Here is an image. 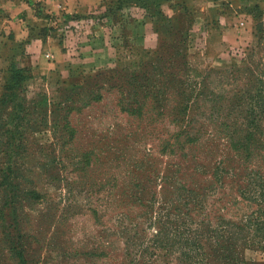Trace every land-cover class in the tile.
Instances as JSON below:
<instances>
[{
  "label": "rangeland",
  "instance_id": "rangeland-1",
  "mask_svg": "<svg viewBox=\"0 0 264 264\" xmlns=\"http://www.w3.org/2000/svg\"><path fill=\"white\" fill-rule=\"evenodd\" d=\"M67 1L0 0V9L31 7L15 15L28 37L7 44L0 99L11 64L32 74L19 89L26 104L8 164L15 171L0 168V185L11 183L0 188V264L15 263L8 250L16 246L27 249L28 264H264L262 181L230 187L223 173L227 135L250 131L232 129V99L254 77L264 91V24L253 40L232 33L224 42L230 8L215 0L207 20H185L182 41L167 39L166 57V37L140 3L59 11ZM176 46L186 49L183 73ZM180 81L188 83L183 96ZM204 85L194 115L207 127L188 135L174 107L192 105ZM159 101L170 106L165 117ZM215 166L223 185L210 186ZM11 232L16 240L6 239Z\"/></svg>",
  "mask_w": 264,
  "mask_h": 264
},
{
  "label": "trees",
  "instance_id": "trees-1",
  "mask_svg": "<svg viewBox=\"0 0 264 264\" xmlns=\"http://www.w3.org/2000/svg\"><path fill=\"white\" fill-rule=\"evenodd\" d=\"M117 8L120 9L122 4L126 3L128 5H138L140 3L141 7L145 9L147 12H150L151 17H155L154 20V28L160 34V36H165L166 40H162V44L160 45L161 52L165 53L167 57L169 55V51L171 49V45L168 40L173 41H182L180 38L181 33L185 30L186 19L194 20L193 14L189 9L186 2H180L179 0H117ZM169 5V8L173 11V15L169 16L165 13V6ZM260 13L258 12V16ZM261 16V15H260ZM262 29V23L258 24V30ZM168 39V40H167ZM178 49V57H181V62L179 67L181 68L182 73L185 70H188V65L184 60L186 49H180L178 46L175 47ZM160 51L158 50L157 53ZM183 52V55H182ZM235 76H233L234 78ZM32 74L31 70L27 67H20L11 64L9 66V76L7 78V82L5 85L4 93L0 99V168L3 167L2 172H8L9 170L14 173L15 164H10L12 161V156L16 154L18 151V146H20V140L18 138V124L21 120L23 113V106L26 104L24 97L21 96L19 89H21L22 84L31 79ZM255 79L248 80V83L245 89L241 90L240 94L233 100V104L230 106L231 115H238L234 128H241L244 132L246 129L250 130L249 132H245L246 135H243V132L235 133L231 132L227 135V144L228 151L224 163L226 164V170L223 171L225 175L229 177L230 183L229 186H233V184H239L238 187L241 188L242 183H245L246 180L253 178L252 182L256 179L261 180L262 183L259 185L257 182L256 185L261 187L263 192L259 194L261 198L264 197V176L259 175L261 170L264 168V135H256L261 128L263 127L264 120V100L263 94L264 91L261 89V85L257 84L259 81L256 77ZM180 96H183L186 89L185 86L188 85L185 81H180ZM208 85H204L195 96V101L192 105L183 102V105L175 106L174 108H179V122L177 123L174 119L173 123L176 125H182L183 122H186L183 133H187L188 135L199 134L204 132L206 121L203 123H195V109L199 110V101L205 97V90H207ZM170 85H166L167 93H171ZM196 85L191 88V92H195ZM164 89L158 92L159 95L164 96L167 93ZM165 101V100H164ZM164 101H159V104L156 105V114L158 117H165L167 115L166 108L170 107L167 104H164ZM9 106L13 107V111L7 113V109ZM246 114L251 117L249 121H246L242 118V116H246ZM192 115V117H191ZM239 119V120H238ZM261 121V124H260ZM232 121L227 124L231 128ZM2 133V134H1ZM256 133V134H255ZM180 134V133H179ZM181 136V135H179ZM194 140H191L193 142ZM195 141H197L195 139ZM170 146L169 141L164 142V152ZM262 150V151H261ZM174 152V151H172ZM9 157V159L7 158ZM223 162L221 161L217 166H220ZM6 166V168H5ZM210 167H207L208 171ZM213 169V168H212ZM211 169V170H212ZM214 180L211 182L213 184H221L224 177L219 174V167L213 171ZM256 175V176H255ZM259 175V178H257ZM9 179V177L7 178ZM249 186V182L247 184ZM11 186V183L1 184L0 188ZM247 186V187H248ZM243 187V186H242ZM264 199V198H263ZM13 201L7 202V209H12ZM260 226V225H259ZM17 238L24 241H29L32 237L31 235H17ZM6 239L16 240V237L11 232ZM55 241V240H54ZM13 244H21L17 241H14ZM264 248V246H263ZM8 252H10V256L12 259H16L14 264H28L27 257V249L23 247H12L9 248Z\"/></svg>",
  "mask_w": 264,
  "mask_h": 264
},
{
  "label": "crops",
  "instance_id": "crops-1",
  "mask_svg": "<svg viewBox=\"0 0 264 264\" xmlns=\"http://www.w3.org/2000/svg\"><path fill=\"white\" fill-rule=\"evenodd\" d=\"M104 1L105 0H68L63 5L59 6V11H65L67 13L81 12L87 7L99 5ZM214 1L215 0L187 1V5L196 20V25L199 24V20L204 21L208 19V6L210 2ZM223 1H225L230 8V12L225 15V19L222 21L223 26L221 30H223V41H228V36L232 33H237L242 43H244V39L248 35H250L253 40V38H255V32L258 30V24H264V0ZM5 8L6 9H0V63L5 56L8 43L14 44L17 40H25L28 37L26 31L22 29V24H20L21 20H18L20 18L15 17V15L18 14L19 16L21 12H25L28 9L31 10L30 5L23 2H15L12 5L10 2L9 4H5ZM166 8L171 12L170 15H173V11L169 6H166ZM258 12L261 16H258ZM14 36L17 37V40Z\"/></svg>",
  "mask_w": 264,
  "mask_h": 264
},
{
  "label": "built area",
  "instance_id": "built-area-1",
  "mask_svg": "<svg viewBox=\"0 0 264 264\" xmlns=\"http://www.w3.org/2000/svg\"><path fill=\"white\" fill-rule=\"evenodd\" d=\"M54 2H58V1H61V0H52ZM48 58H50V55L47 56Z\"/></svg>",
  "mask_w": 264,
  "mask_h": 264
}]
</instances>
